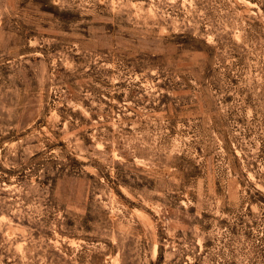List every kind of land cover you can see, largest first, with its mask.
Here are the masks:
<instances>
[{"label": "rangeland", "instance_id": "rangeland-1", "mask_svg": "<svg viewBox=\"0 0 264 264\" xmlns=\"http://www.w3.org/2000/svg\"><path fill=\"white\" fill-rule=\"evenodd\" d=\"M0 264H264V0H0Z\"/></svg>", "mask_w": 264, "mask_h": 264}]
</instances>
